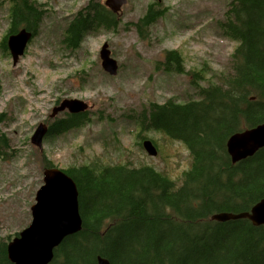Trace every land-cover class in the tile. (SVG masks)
<instances>
[{
  "label": "trees",
  "instance_id": "1",
  "mask_svg": "<svg viewBox=\"0 0 264 264\" xmlns=\"http://www.w3.org/2000/svg\"><path fill=\"white\" fill-rule=\"evenodd\" d=\"M0 5L8 7L10 19L0 49L10 56L9 35L21 28L38 35L51 11L37 0H0ZM156 5L151 4L139 23L140 34L167 12ZM119 23L99 0H89L65 25L54 51L79 49L88 32L118 29ZM219 28L237 45L232 69L217 82L200 86L206 78L202 68L186 71L179 58L186 55L170 52V75L190 78L199 99L148 104L133 121L142 130L180 140L190 150L193 163L183 171L180 186L152 166L124 167L106 156L62 167L26 139L42 169L62 167L79 192L82 229L60 244L51 264H98L100 256L111 264H264V226L246 219L212 220L216 213L250 211L264 198V149L233 164L226 146L232 134L264 123V0H230ZM81 116L60 121L52 132L77 134L86 124ZM6 118L5 112L0 114V124ZM113 144L115 151L121 150L116 136ZM18 155L9 135L0 133V165ZM0 264H13L5 246L0 247Z\"/></svg>",
  "mask_w": 264,
  "mask_h": 264
},
{
  "label": "rangeland",
  "instance_id": "2",
  "mask_svg": "<svg viewBox=\"0 0 264 264\" xmlns=\"http://www.w3.org/2000/svg\"><path fill=\"white\" fill-rule=\"evenodd\" d=\"M39 1L53 14L47 17L41 35L29 45L18 66L13 67L9 56L0 49V113L7 115L0 129L8 133L19 153L17 159L14 157L11 162L0 165V235L3 236L21 231L31 223L30 210L43 184V169L40 158L30 153L32 146L24 142L32 128L50 113L54 98L82 96L93 105L91 115L95 117L76 136L67 135L56 142L58 150H51L54 139L48 140L50 157L59 165H82L101 156L112 163L132 159L134 167L152 166L178 180L180 186L183 171L192 163L189 150L182 143L174 145L166 134L157 133L160 155L148 157L136 145L135 136L126 132L129 125L120 117L122 109H141L146 103H161L176 96L180 101L199 99L190 78L154 70L153 65L161 61L165 50L175 48L186 55L190 62L187 67L200 66L206 77L199 81L201 86L217 82L219 76L232 69L231 58L237 46L219 28L230 0H160L163 7L170 8L169 12L152 27L143 28L142 34L133 29V23L145 14L150 2L157 0H131L122 9L116 33L107 34V30H102L93 39L88 34L76 49L88 50L94 55L101 48L103 36L110 39L111 48L123 66L118 77L111 78L86 64L71 66L69 60L50 52L59 46L58 40L62 39L72 15L86 7L89 0ZM99 1L104 4L105 0ZM9 27L8 7L0 5V41ZM72 63L77 65L76 60ZM78 71L88 77L85 86L76 79ZM99 112L106 118L101 120ZM114 133L123 145L120 151L113 149Z\"/></svg>",
  "mask_w": 264,
  "mask_h": 264
},
{
  "label": "water",
  "instance_id": "3",
  "mask_svg": "<svg viewBox=\"0 0 264 264\" xmlns=\"http://www.w3.org/2000/svg\"><path fill=\"white\" fill-rule=\"evenodd\" d=\"M127 0H107L106 5L114 12H119ZM117 5V6H115ZM33 33L27 29L8 37L13 65L25 55ZM108 44L102 47L101 58L104 70L111 76L118 74V63L111 58ZM87 105L77 100H65L54 113L69 109L79 112ZM47 127L40 125L31 138L32 144L42 146ZM143 147L151 156L158 151L152 141L143 142ZM264 148V123L252 129L236 133L227 142V150L233 163L246 160ZM43 186L36 194V203L32 206L33 221L19 237L7 246L8 259L13 264H50L55 257V250L65 238L79 233L82 229L79 192L75 181L64 171L57 168L46 169L43 173ZM247 219L255 226H264V198L250 212L238 214L219 213L213 216L218 222ZM98 264H111L105 258H98Z\"/></svg>",
  "mask_w": 264,
  "mask_h": 264
},
{
  "label": "flooded vegetation",
  "instance_id": "4",
  "mask_svg": "<svg viewBox=\"0 0 264 264\" xmlns=\"http://www.w3.org/2000/svg\"><path fill=\"white\" fill-rule=\"evenodd\" d=\"M96 36H97L96 32H93L90 35L91 39H93ZM167 50H169V49H167ZM167 50H165V51H167ZM169 52L176 53V50L172 49ZM81 53H83V54L81 55ZM178 55H179V53H178ZM66 56H67L69 62H71V66L80 67L81 65L86 64L90 68L102 70V65H101V60H100V52L99 51L97 53H94V55H91L88 50H74L73 49V50H70V51H66ZM112 56H113V58L116 59V56H115L114 52H112ZM87 58H91V59L90 60H84V59H87ZM179 58H180L181 63L184 65V68H185L186 71L194 70V68H196L195 66H192V65L187 67V64H190V62L187 61L184 57L180 56ZM65 60H67V59H65ZM72 60H76L77 65L72 63ZM168 61H169V58H168V55L166 54L163 66H166L167 69H169V67H170ZM76 79L80 83H82L84 86L86 85V82L88 81V77L85 76V74L83 72H81V71H78L76 73ZM68 96H71L73 98H79L81 100L87 101L84 97L79 96V95H68ZM54 100H55L54 106H58L59 103H57V102L59 101V96H57ZM87 102H89V101H87ZM92 111L93 110H90L91 113H92ZM91 113L90 114H88V113L87 114H81V113H79V114H69V113L65 112L63 116H59L58 115L52 121H50L49 119H46V123L49 126V132H50L51 128L53 126L57 125L60 120L65 119V118L74 120V117H78V116H80V114L84 115V116H81V117L84 118V120H81V121L88 122L90 117L92 116ZM105 117L106 116L103 115V118H105ZM108 117H110V116H108ZM92 118H93V120H95L94 116H92ZM0 133H4V131H1V129H0ZM60 136H62V131L59 129V130L56 131L54 137L55 138H59ZM52 148L54 150H58L59 149V145H54V146H52Z\"/></svg>",
  "mask_w": 264,
  "mask_h": 264
},
{
  "label": "bare ground",
  "instance_id": "5",
  "mask_svg": "<svg viewBox=\"0 0 264 264\" xmlns=\"http://www.w3.org/2000/svg\"><path fill=\"white\" fill-rule=\"evenodd\" d=\"M89 114H90V113H89ZM89 120H90V119H89ZM184 205H185V204H184ZM217 214H219V213H216V214H214L213 216H215V215H217ZM213 216H212V220H213ZM65 239H66V238H65ZM65 239H64V240H65ZM64 240H63V241H64ZM100 257H101V256H100ZM98 258H99V257H98ZM101 258H103V257H101ZM107 260H108V259H107ZM108 261H109V260H108ZM109 262H110V261H109Z\"/></svg>",
  "mask_w": 264,
  "mask_h": 264
}]
</instances>
